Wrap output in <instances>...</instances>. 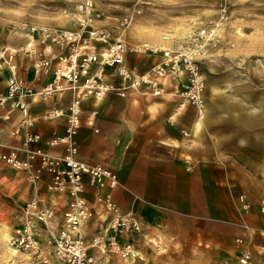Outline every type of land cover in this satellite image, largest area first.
Returning <instances> with one entry per match:
<instances>
[{
  "label": "crops",
  "instance_id": "crops-1",
  "mask_svg": "<svg viewBox=\"0 0 264 264\" xmlns=\"http://www.w3.org/2000/svg\"><path fill=\"white\" fill-rule=\"evenodd\" d=\"M156 35L154 42L163 44ZM1 48V94L6 93L12 73L34 87L52 79L51 73L36 75L32 58L20 53L15 56L17 65L12 71L3 61ZM156 59L146 57L143 63L141 57H130L129 62L134 64L132 68L146 71ZM114 82L120 84L119 80ZM164 91L161 96L136 90L125 97L107 93L99 99L88 97L81 105V126L74 137L75 157L102 164L116 173L118 185L110 190L112 198L123 213L135 216L142 225L140 233L122 235L121 242L132 241L144 252L145 244L157 234L179 241L198 236L204 244L223 252L232 236L244 237L252 253L251 264H264V217L256 206L250 213L239 215L234 191L242 188L244 180L256 181L264 169L263 151L256 136L259 128L238 125L239 117L229 111L232 105L225 104L216 93L206 91V105L198 111L192 105L178 107L180 98L174 95L171 82L165 83ZM69 103L67 94H56L46 101L29 99L34 122L13 137L10 131L20 119V112L13 110L9 121H0V143L19 146L25 133L33 132L42 140L30 148L63 154L61 146H46L44 140L64 134L66 116L44 120L41 115L53 108L66 111ZM6 109L8 103L0 107V114ZM246 167L253 169L247 172ZM46 179L32 185L23 171L0 165V180L22 181L28 198L36 196L55 207V216L49 222V230L55 234L63 223L67 198L48 191ZM108 191L107 187L98 189L85 182L84 196L93 207L96 194ZM105 225L106 220L98 215L88 220L83 226L87 241ZM89 252L94 264L108 257L117 258L115 253H101L96 248ZM129 261L136 260L125 262Z\"/></svg>",
  "mask_w": 264,
  "mask_h": 264
},
{
  "label": "built area",
  "instance_id": "built-area-1",
  "mask_svg": "<svg viewBox=\"0 0 264 264\" xmlns=\"http://www.w3.org/2000/svg\"><path fill=\"white\" fill-rule=\"evenodd\" d=\"M216 6L214 21L202 24L182 37L164 32L161 34L163 44H150L127 42L121 33L96 26L93 1L80 0L76 9L77 28L55 30L46 25L32 26L25 37L31 44L24 42L15 51L1 48L2 58L7 62H12L22 52L32 58L36 75H52L50 81L38 87L14 76L7 82L6 93H0V107L8 103V109L0 114V121H9L13 110L20 112V119L10 131L13 137L34 122L29 99L46 101L56 94L70 96L66 111L53 108L41 115L44 120L66 116L64 134L44 140L46 146H61L63 154L52 155L42 148H30L31 144L42 140L33 132H26L19 146L0 143V165L23 171L34 185L47 177L46 189L67 198L63 223L55 234L45 239L44 245L39 240L40 227L46 226L55 216V207L36 196L27 200L22 208L21 222L11 235L15 248L26 252L38 264H94L90 248L101 253L113 252L123 261L143 259L139 245L120 240L122 235L140 233L142 225L135 216L123 213L113 200L110 190L118 185L116 173L102 164L75 157L74 137L81 126V105L88 97L99 99L107 93L125 97L130 90L161 96L165 92V83L171 82L174 95L180 98L179 108L192 105L201 111L206 105L202 65L211 59L214 47L223 37L213 32V25L215 22L225 25L229 17L227 0L218 1ZM145 55L157 57L146 71L130 66V57ZM113 79L119 80L120 84H115ZM85 182L98 189H109L106 193L96 194L94 207L84 196ZM239 200L242 208L248 210L250 205L244 197L240 196ZM261 211L264 213V202ZM95 215L104 218L106 225L88 242L83 226ZM237 243L241 247L240 263L249 264L250 250L243 239H237Z\"/></svg>",
  "mask_w": 264,
  "mask_h": 264
},
{
  "label": "rangeland",
  "instance_id": "rangeland-1",
  "mask_svg": "<svg viewBox=\"0 0 264 264\" xmlns=\"http://www.w3.org/2000/svg\"><path fill=\"white\" fill-rule=\"evenodd\" d=\"M79 1L0 0V48L2 45L22 44L27 29L32 26L46 25L55 30L77 28L76 9ZM92 1L96 26L121 33L127 42L153 44L156 43L155 34L170 33V30L179 28L180 34L175 36L182 37L202 24L214 21L217 16L216 5L220 0ZM227 10L229 17L223 24L225 31L219 35L223 37L214 47L211 59L202 65L205 75L204 95L206 91L221 95L225 104L232 105L229 111L239 117L238 125L259 128L257 144L262 148L264 159V0H227ZM151 30H154L152 35ZM51 49H54V45H51ZM146 57L153 56H142L143 63ZM227 80L231 81V85L227 84ZM252 169L246 167L247 172ZM261 171L256 181L244 180L240 183L241 189L232 188L237 192L235 203L239 215L250 213L256 206L264 217L261 211L264 202V169ZM25 180L30 183L26 177ZM28 194L24 182L0 180V264H38L26 252L11 245L13 229L21 222L23 205L30 199ZM240 196L249 203L248 210L242 208ZM40 228L39 240L44 245L45 239L52 233L49 223L46 226L42 224ZM6 233L7 239L3 235ZM151 238L145 244L142 260L125 262L116 254L118 259L108 257L98 264H242L239 261L241 247L237 239H243L245 245L244 237L232 236L223 252L204 244L198 236L180 241L161 234ZM10 248L16 250L15 255L9 253ZM252 259L251 253L249 264Z\"/></svg>",
  "mask_w": 264,
  "mask_h": 264
},
{
  "label": "bare ground",
  "instance_id": "bare-ground-1",
  "mask_svg": "<svg viewBox=\"0 0 264 264\" xmlns=\"http://www.w3.org/2000/svg\"><path fill=\"white\" fill-rule=\"evenodd\" d=\"M154 30H151L150 31V34L152 35V34H154V32H153ZM180 29L179 28H175V29H173L172 31L170 30V35L171 36H175L176 34H180ZM225 31V26L223 25V24H220V23H217L216 22V24L214 25V27H213V32L216 34V35H220V34H222L223 32ZM140 33H141V31H140ZM156 35V34H155ZM157 36V35H156ZM151 37V36H150ZM159 38H161V35H160V37ZM156 40H157V37H156ZM162 40V39H161ZM25 42H27V41H25ZM161 42V41H160ZM27 44L29 45V44H31V41H29L28 40V42H27ZM7 49H10V50H13V51H15V50H18V49H20L21 48V44L20 45H18V46H11V45H8L7 47H6ZM20 54L21 55H24V56H27V57H29L27 54H24V53H22V52H20ZM1 56H2V51H1ZM3 61H4V63L6 64V65H10L9 66V68L13 71V69H15L16 68V62H15V58L12 60V62L10 61V62H7L5 59H3ZM14 76H16L15 74H11V76L8 78V81H9V79L10 78H12V77H14ZM110 78V77H109ZM205 107V106H204ZM49 223V222H48ZM4 235V237L7 239L8 238V234L6 233V234H3ZM11 245H13L12 243H11ZM15 247V246H14ZM11 249V248H10ZM17 249V248H16ZM9 252V251H8ZM9 253H11L12 255H15L16 254V250H10V252Z\"/></svg>",
  "mask_w": 264,
  "mask_h": 264
}]
</instances>
